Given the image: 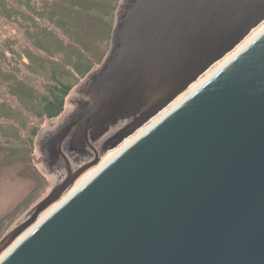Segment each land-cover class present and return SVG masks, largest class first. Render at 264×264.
<instances>
[{
	"label": "water",
	"instance_id": "1",
	"mask_svg": "<svg viewBox=\"0 0 264 264\" xmlns=\"http://www.w3.org/2000/svg\"><path fill=\"white\" fill-rule=\"evenodd\" d=\"M127 2L83 105L38 144L66 178L0 264H264V30L190 92L264 24V0ZM127 122L109 150L140 134L63 200L101 163L74 173L68 142Z\"/></svg>",
	"mask_w": 264,
	"mask_h": 264
},
{
	"label": "trees",
	"instance_id": "2",
	"mask_svg": "<svg viewBox=\"0 0 264 264\" xmlns=\"http://www.w3.org/2000/svg\"><path fill=\"white\" fill-rule=\"evenodd\" d=\"M122 1L0 0V151L7 159L32 158L44 124L64 115L74 89L107 58L111 47L97 57L75 24L102 20L112 41ZM42 192L35 189L29 205ZM9 225L0 222V241Z\"/></svg>",
	"mask_w": 264,
	"mask_h": 264
},
{
	"label": "rangeland",
	"instance_id": "3",
	"mask_svg": "<svg viewBox=\"0 0 264 264\" xmlns=\"http://www.w3.org/2000/svg\"><path fill=\"white\" fill-rule=\"evenodd\" d=\"M127 1L130 0H123L121 2L120 8L122 7V5L128 6ZM75 27L77 35L85 47L94 50L97 57L99 58L106 55L108 49L112 45V41L108 36V30L106 28L107 26L104 21L92 20L90 18L86 19L85 17V19H81V21L79 20L78 23L75 24ZM263 30L264 24L261 25L248 38V40L241 48H243L247 43L253 40ZM241 48L236 50V52L229 55L226 60L222 61L220 64L214 67L195 86H193L190 92L199 87L209 77H211L215 72L223 67ZM100 68H98L94 72H97ZM88 79L86 81H88ZM86 81L80 83L67 99L64 115L60 116L57 119L49 120L44 124L39 136V142L48 134V132H51L55 128H57L63 121L64 117L73 111V102L79 98V88L83 84H85ZM187 95L183 96L181 99H183ZM134 138L127 140L123 145L115 150H109L104 156L101 155V163L97 167L92 168L86 174H84L82 178L77 181L73 190L68 195L66 194L64 196L63 200L67 199L73 192L82 187L104 165H106L113 157L120 153L129 143H131ZM38 144L36 152L29 160H20L14 158L7 159L9 157V152L7 150L0 151V222L5 220V223L7 222L8 224H10L6 235L17 226L24 223L30 210L38 203H40L43 199H45L57 184L56 175H50L42 163V156L39 152ZM39 187L42 188L43 191L42 200L36 204L29 205L28 202L36 197V195L32 196V192ZM56 206L42 214L39 218V222L46 216H48L56 208Z\"/></svg>",
	"mask_w": 264,
	"mask_h": 264
},
{
	"label": "flooded vegetation",
	"instance_id": "4",
	"mask_svg": "<svg viewBox=\"0 0 264 264\" xmlns=\"http://www.w3.org/2000/svg\"><path fill=\"white\" fill-rule=\"evenodd\" d=\"M82 105H83V101L81 99L80 100L77 99L76 101H74L73 111L64 117L63 121L61 122L59 126H61L66 120H68L70 115L79 106H82ZM129 123L130 122L119 124L118 126L108 131L101 138H98V139H96L97 137H94L93 139L90 138L86 149L83 151H80L79 149H76V148L71 149L70 148L71 145H69L71 141L68 142L67 157L69 159L73 172L75 173L79 171L82 167L95 162L97 158L101 159V155L104 156L107 153V151L115 145V143L118 140L117 137L119 136L120 132L123 131L129 125ZM57 128H55L54 130H56ZM56 177H57V184L63 182L66 178V171L65 170L59 171L56 174Z\"/></svg>",
	"mask_w": 264,
	"mask_h": 264
}]
</instances>
